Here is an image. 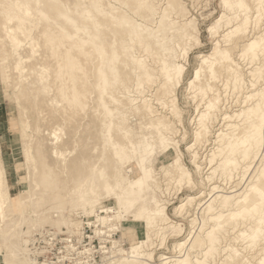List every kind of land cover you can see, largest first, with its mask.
<instances>
[{
    "label": "rangeland",
    "instance_id": "1",
    "mask_svg": "<svg viewBox=\"0 0 264 264\" xmlns=\"http://www.w3.org/2000/svg\"><path fill=\"white\" fill-rule=\"evenodd\" d=\"M20 1L23 5H28L40 21L47 25V30L61 40L62 51L57 59L53 58V65L51 66V62L45 59L41 66L48 70L55 68L54 75L65 89L69 87L73 91L78 90L79 77L74 74L85 75L79 66L80 61L76 58L78 45L82 46V52L90 60L92 70L96 72L98 78L96 97L91 91L88 94L90 102L83 103L82 108H85V113L92 109L98 115L96 121L100 127L98 133H101L104 139L102 145L104 149L108 147L118 155V159L114 158V162L116 167L118 165L121 168V171L115 169L114 179L111 182L109 173L106 174L104 168H98V174L104 180V185H95L91 177L80 192L79 185L71 186L72 181H77L74 176L66 177L64 182L69 188L64 196L68 205H72L75 201L76 204L70 212L64 215V219L66 222H80L81 227L76 228L70 225L71 228L57 230L45 225L40 228L36 221L37 215H34L28 220L31 225L27 223L25 225V228L33 231L31 235L20 233L18 226L20 219L17 221L18 225L11 227L8 232L4 233L0 230V238L13 232L11 238L21 241V236H23L22 244L27 248L31 245L27 246L29 241L34 240V245H31V248H34L33 253L27 256V260H31L33 264H164L161 258L165 256L170 258L169 261L184 259L182 264H230L225 260L232 253L231 251H234L238 258L244 259L245 263L257 264L256 258L260 254L252 259L251 256H255L258 249L264 246V227L260 231L262 238L253 248L248 246L247 241L249 240L244 236H239V233L242 227L254 224L255 220L261 216V212L256 211L251 219L252 222L247 221V224L240 227L233 224L234 218L220 217L229 211L237 213L236 201L257 182V177L261 178L264 175V133L259 144L249 151L247 157L243 155L240 143L230 142L237 134L238 127L244 124L242 114L251 101L247 96L257 95L260 90L264 92V61L261 54L250 52L247 56L244 53L246 50H243L244 58L237 56L246 38L234 43L229 36V44L234 47L231 51L233 60L239 73H242L239 88L231 90L223 85L221 79L215 80L217 94L214 95L218 100L217 109L214 112L216 114H213L215 119L208 125L207 142L201 150H196L198 153L196 164L188 149L193 142L195 127L193 119L197 111L204 110L206 101V97L201 99L200 95L196 99L192 98L188 82L192 79L195 70L199 68V56L209 54L219 38L217 34L216 36L211 35L208 28L215 26L218 35L225 30L223 26L225 11L223 13L221 0H179L181 9L195 19L200 39V44L189 51L186 62L181 58L177 59L185 66L182 81L175 92L183 129L175 124L168 110H161L155 99L144 94L145 98L151 99V103L159 112L170 117L171 122L177 126L178 131L173 136V141L179 145L184 170L194 182L192 187H188L184 184L183 176L180 175L179 180L182 184L180 189L176 183L171 181L167 190H165L167 179L164 176L167 175L168 178L171 176L172 164H175L181 172L183 168L181 169L177 164L173 148L165 143L161 132L153 130L155 128L150 126L140 114L139 104L144 102L138 98L144 92V86L137 71L143 69L147 73L146 78L153 80L159 70V65L152 60L150 52L138 53L129 40L132 39L130 38L132 34L137 37L139 30L152 29V17L149 14L143 17L139 14V8L145 4L146 0H137L138 2L136 0H106L110 6L115 8L116 11L113 14L116 19L127 20L131 25L129 35L123 34L127 32L128 24H126L121 33L113 34L112 37L100 31H110L113 26L111 27L108 22L102 24L100 18L95 17V14L89 11V5H82L79 0L73 3H70V0ZM100 2L101 0H96L95 4L99 10H102L104 5ZM251 6L253 4L250 5L251 12H253L256 7ZM116 12H119L118 15ZM263 17L264 13L262 19L258 21L257 29L250 31V37L258 35L259 30L264 28ZM27 18L34 20L32 16ZM220 19L221 23L216 24ZM92 24L96 26V30L92 28ZM119 25L121 26V23ZM47 30L42 31L41 36L44 37L45 47H48L54 55L52 47L54 39L47 37ZM172 36L168 34L165 37V41H170L169 47H174L172 44L174 41L170 40ZM152 41L155 43L154 39ZM27 42L29 43V37L20 46L15 44L9 46L11 49L7 48L9 51H5V56L0 55V60L2 59L0 65V152L11 199L21 195L26 198L28 186L22 138L26 139L27 136L24 135V120L20 118L16 108L15 91L12 86L11 88L6 86L8 77L2 79L1 73L6 74V64L10 63L7 53L17 59L20 58L22 55L19 49L26 48ZM107 43L110 48H105L104 45ZM147 44H150V39ZM23 64L21 60L20 66H24ZM33 64L31 63V66L34 67L36 64ZM36 67L38 65L34 67L37 70ZM122 67H126L128 73L134 74V81L129 87L125 86L122 81L124 77L121 72ZM118 71L121 73L119 74ZM200 79L204 84V77L201 76ZM89 83L91 84V81ZM152 88L155 89V84ZM164 89L167 91V88ZM125 99L129 102H124ZM227 116H230L229 119H226ZM89 122L88 117L81 119L78 132L84 129L94 132L95 129ZM123 147L127 150L124 151ZM91 150L96 152V147L93 146ZM104 158V153H101L99 160L104 161ZM129 169L132 171L126 173ZM141 174H146L148 180L153 182V184H147L148 190L153 194V201L156 202L158 199L162 201L160 206L151 207L149 213L145 206L147 199L142 189L137 188L135 184L130 185V182L137 180ZM85 179L82 181L84 182ZM261 179H264V176ZM34 187H32V196L36 198L39 196L36 189H39L40 185L36 184ZM216 195L230 196V201L222 203L219 198L213 201ZM194 197L195 199L192 200ZM28 199L24 204L17 202L14 210L19 216L24 211L31 212L30 209L25 210L23 207L24 205L28 207ZM181 203H186V205L180 213H176V207ZM209 203H211V208L207 210ZM105 208L111 209V212H100ZM48 215L53 219L58 216L57 212ZM96 216H108L112 220L101 225ZM262 216L264 217V214ZM216 217L220 218L217 220ZM7 218L6 215L1 216L2 221ZM190 219H193L192 224ZM217 223L220 225L219 229ZM178 224H182V229L181 232L175 234V230L179 228ZM102 239H106V242ZM138 242L145 244L140 249L142 251H140L142 255L140 260L134 263L124 260L128 257L131 259L130 247ZM181 242L185 243L178 249L176 245ZM84 250L87 251L78 254ZM3 256L0 242V264H4Z\"/></svg>",
    "mask_w": 264,
    "mask_h": 264
},
{
    "label": "bare ground",
    "instance_id": "2",
    "mask_svg": "<svg viewBox=\"0 0 264 264\" xmlns=\"http://www.w3.org/2000/svg\"><path fill=\"white\" fill-rule=\"evenodd\" d=\"M75 1L76 0H70L69 2L73 3ZM79 1L82 5H89V11L95 14V17L97 16L100 18L102 24H107L108 22L111 27L113 26L110 31L101 30V33H104V35L108 33L112 37L113 34L117 35L121 33L123 29H125L126 24H128L127 34H123L129 35L128 31L129 27H131L130 22L116 19L113 14L116 11L115 8L110 6L106 0H101L100 2V4L104 5V8H101L102 10H99L95 4L96 0ZM136 2L138 1L136 0ZM221 3L223 13L225 11L223 16V26L225 30L221 32V35H218L215 26L208 28V32L211 35L217 34L219 38L214 43L209 54L199 56V68L195 70L192 79L188 82V89L193 99H196L199 95L201 99L206 97L204 110L201 107L202 111H197L193 119V124L195 126L193 131V142L188 147L191 151L190 153H192L194 157L193 162L195 164L198 154L196 150H201L207 142L206 135L209 133L208 125L215 119L213 114H216L214 112L217 109L216 105L218 102L214 95L217 94L214 85L215 80L221 79L223 85L229 87L231 90H237L239 88V81L242 73H239L238 67L233 60L231 51L234 47L229 44V36L234 40V43L240 40L243 41V39L246 38V40H244L245 43L239 48L240 53L237 54L238 57L244 58V53L248 56L250 52H254L260 53L264 61V28L259 30L258 35L250 37V31L252 32V30L258 26V21L262 19L261 17L264 13V0H221ZM252 4L256 7L255 10L253 9V12H251L252 9L250 8ZM118 13L119 12H116L117 15ZM139 14H142V17L146 14L152 17V29L139 30L138 36L135 37V35L132 34L130 37L132 39L129 40L138 53L150 52L152 60L159 65V70L154 75L155 78H153V80L146 78L147 73L143 69L137 71L141 77V83L144 86V92L138 97L144 102L143 104H139V111L144 120L155 128L153 130L161 132L165 143L172 146V151L177 157V164L181 169L183 168L181 172L175 164H172L170 170L171 176H169V178L167 175L164 176L167 179V188H165V190L168 189V186L170 187L169 182L171 181L176 183L180 189V186H182L179 180L180 175H182L185 180L184 184L188 187H192L194 182L190 175L184 170L182 152L179 149V145L173 141V136L178 131L177 126L182 127L183 124L175 92L182 81L185 66L180 64L177 59L181 58L186 62L189 51L194 46L200 44L199 30L196 26L195 19L187 15L188 13H185L184 9H181L179 0H146L145 4L139 8ZM30 16H32L34 20L27 18ZM220 21L221 19L218 20L216 24L221 23ZM119 23H121V26ZM92 28L96 30L94 24H92ZM44 30H47V25L40 21V18H38L28 5H23L20 0L1 1L0 55L3 54L5 56L4 53L8 50L7 48H10L9 46L13 44L20 46L29 37V43L27 42L28 46L19 49L22 55L20 58L17 59L7 53L9 50L6 52L10 63L6 64V74H4V72L1 73L2 79L8 77L6 86L8 88L12 86L15 91L16 108L20 118L24 120V135H26L27 138H22V146L28 186L26 189V198L22 195L14 199L10 198V191L6 181V172L2 166L0 152V230L4 233L8 232L11 227L17 226V221L21 219L18 225L20 233L28 236L31 235L33 231L25 228V225L26 223L28 225L30 224L28 220L34 215H37L36 221L40 228L45 225L54 227L57 230L61 228H71V226L77 228L80 224L82 225V223L66 222L64 219V215L70 212L76 204L75 201L72 205H68L64 196V193L67 192L69 188L64 182L66 177L74 176L77 181H72L71 186L79 185L80 192L84 189L85 183H87L91 177L95 185H104V180L98 174L100 168H104L106 174L109 173L111 182L114 179L113 175L116 170L121 171V168H119L118 165L116 167L114 162V158L118 159V155L114 150L108 149V147L104 149V145H102L104 139L102 134L98 133L100 131V127L97 125L98 122L96 121L98 115L93 112L92 109H89L85 113V108H82L83 103L90 102L88 94L91 91L94 97H96L98 93V78L96 72L92 70L90 60L84 56L82 46L78 45L76 58L80 61L79 66L83 69L85 75H80L79 73L74 74L79 77V85H77L78 90L73 91V89L69 87L66 89L63 88L54 75L56 69L53 68L52 70H48L43 69L41 66V63H43L45 59H48L52 66L53 58L55 57V59H57L62 51L60 46L61 40L57 39L55 37L56 35L51 34L48 30L47 37L50 36L54 39V43L52 44L54 55L50 52L48 47H45L43 41L44 37L41 36ZM168 34L173 35L170 40L174 41V43H172L174 47L172 44V47H169L170 41H165V37ZM149 39L150 44H147ZM153 39L155 43L152 41ZM104 46L108 48L109 43ZM243 50H246V52L244 51V53H242ZM21 60L24 66H20ZM31 63L36 64H33L34 67L38 65V67H36L37 70L31 66ZM1 64L2 59L0 60V65ZM95 65H97L96 62ZM126 69V67L121 68V72L125 77H123L122 81L125 86L129 87L135 77L134 74L128 73ZM121 72L118 71L119 74ZM202 72L204 74H202ZM201 76L204 77V84L201 83ZM88 80L91 81V84ZM154 84L155 89L152 88ZM164 88H167V91ZM81 93L85 94L82 95ZM144 94L152 97L153 100L155 99L160 105L161 110H168L169 115L174 118L177 126L171 122L170 117L159 112L151 103V99L145 98L146 95L144 96ZM247 98L251 101L242 114L244 124L238 127L237 134L230 140L233 144L237 142L241 144V150L246 157L249 151L253 149L256 144H259L261 136L264 133V92L260 90L257 95H248ZM124 102L128 103L129 100L125 99ZM85 117H88L89 123L92 125V128L94 127L93 129H95L94 132H91L90 129H84L78 132L80 120ZM229 117L230 116H227L226 119H229ZM229 127H231V125ZM115 137L118 138V136ZM93 146L96 147V152L91 150ZM123 149L124 151L127 150L125 147H123ZM101 153H104V161L99 160ZM94 165H96L95 168ZM131 171L132 170L129 169L126 173H130ZM257 178V182L249 188L248 192L236 201L235 204L238 206V212L229 211L227 214L220 216L234 218L235 221L233 224L240 227L247 221H251L256 211L259 213L261 212V216L255 220L254 224L249 227H242L239 233V236H244V238L249 240L247 241L248 246L252 248L255 247L260 238H262L260 231L262 227H264V217L262 216V214H264V179ZM83 179H85L84 182L82 181ZM150 183L153 184V182L148 180L146 174H141L137 180H132L130 182V185L135 184L137 188H141L144 192L147 199L145 206L148 213L151 212V207L154 205L160 206L162 202L159 199L156 202L153 201V194L148 190L147 186V184ZM36 184L40 185V188L36 189V193L39 196L34 198L32 196V187ZM147 191L149 192L147 193ZM216 198H219L222 203L230 201V196L216 195L213 201L216 200ZM27 199L29 201L28 207H26V205L23 207L25 210L27 208L30 209L31 212L24 211V213L21 214L22 216H19V214L15 212L16 210H14L17 207V202L24 204L27 202ZM193 199H195V197L192 198V200ZM184 205H186V203H181L176 207V213H180ZM210 205L211 203L207 205V210L211 208ZM54 212H57L58 215L55 217L56 219L48 215L54 214ZM100 212H111V209L105 208L100 210ZM2 215L8 216L7 220L2 221ZM96 217H98V219H96L101 225L107 224L112 220L110 219L111 217L109 218L108 216ZM220 217H216V219L218 220ZM192 222L193 219H190L191 224ZM177 227L179 228L175 230V234L181 232L182 224H178ZM218 227H220L219 224L217 228ZM12 233H7L0 238L4 253L3 263L33 264L31 260H27V256L29 253H33L32 249L34 248H31V245H34V240L31 241L29 239L30 241L27 246L31 245L30 248H27L22 244L24 242L23 236H21L20 241L19 239L11 238ZM98 234H102V232H98ZM105 240L104 242H106ZM184 243L185 242L177 243L176 247L180 249ZM143 245L145 244L138 242V244L130 247L129 253L131 254V259L128 257L124 258V260L131 263L137 262L138 259L140 260L142 257V251L140 249H142ZM86 251L87 250L78 252V254L85 253ZM118 251H121V249H118ZM39 252L41 253V250ZM231 252L232 253L225 261L230 264H247L244 259H240L241 257L238 258L234 251ZM257 252L255 256H251V259L260 254V256L256 258L258 261L257 264H264V246L258 249ZM161 259L164 264H182L184 260L177 259L169 261L170 258L166 256Z\"/></svg>",
    "mask_w": 264,
    "mask_h": 264
}]
</instances>
